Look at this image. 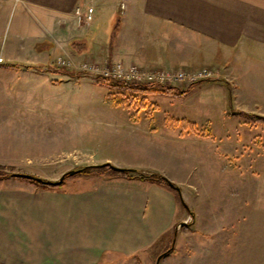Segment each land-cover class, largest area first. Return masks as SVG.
Segmentation results:
<instances>
[{
  "label": "crops",
  "instance_id": "obj_1",
  "mask_svg": "<svg viewBox=\"0 0 264 264\" xmlns=\"http://www.w3.org/2000/svg\"><path fill=\"white\" fill-rule=\"evenodd\" d=\"M89 5L94 13L87 24L75 10ZM100 18L117 20L109 44L90 36L92 22ZM74 41L81 44L75 48L79 56L109 63L220 71L219 80L201 83L191 93L224 92L227 84L238 83L237 91L254 98L258 85L264 88V0H0L2 67L32 66L41 48L65 49ZM102 44L106 52L97 56ZM127 127L147 143L148 157L172 154L175 167L105 161L165 174L182 188L191 208L195 198L184 191L179 166L191 172L192 156H178L166 147L169 142L176 147L208 144L207 137L167 127L163 132L140 124ZM213 193L215 202L196 203L191 214L170 187L121 173L83 174L61 188L0 176V264H115L122 258L147 264V252L171 232L175 240L169 241L166 258L180 264H264V184L216 192L201 188V196Z\"/></svg>",
  "mask_w": 264,
  "mask_h": 264
},
{
  "label": "rangeland",
  "instance_id": "obj_2",
  "mask_svg": "<svg viewBox=\"0 0 264 264\" xmlns=\"http://www.w3.org/2000/svg\"><path fill=\"white\" fill-rule=\"evenodd\" d=\"M116 22L113 19H94L90 26V36H101V40L109 44ZM105 48L106 45L102 44V52L97 53V56L104 55ZM41 49L39 60L32 66L2 67L3 61L0 67V159L7 161L0 163L1 175L11 173L12 176L13 172H20L58 181L72 170L111 163L105 160L112 158H120L129 165L150 163L154 166L175 167L177 162L174 155L166 156L159 152L157 157H148L147 143L144 145L130 135L129 131L135 130H128L127 125L140 124L149 131L158 128L163 132L161 129L167 127L207 137L208 144L190 145L186 142L178 144L177 147L170 142L167 147L162 141H157L156 144L159 148L166 147L167 150L176 152L178 156H192L191 165L194 167L191 172L184 171L185 167L179 164L181 180L187 183L184 185L189 186H184V191L188 190L195 198L190 201L191 208L183 198L182 188L165 174L158 172L178 186L190 210L195 209L196 203L201 201H216L214 193L201 196L202 187L214 188L216 192L217 188H258L264 184L263 177H260L264 171V124L248 117L250 114L264 116L262 85H258L259 88L253 92L254 98L237 91L238 83L227 84L228 92L215 89L191 93L201 83L220 79L218 69L207 67L214 69L218 76L196 83L186 95L131 93L109 87L102 78L97 77L101 76L99 73L92 74L81 69L82 64L89 61L97 64L99 68L113 64L105 59L79 56L72 45L65 49L59 46L54 49ZM118 62L134 64L143 70H196L187 67H145ZM60 68H67L75 73L72 76L62 74L57 72ZM188 87L189 85H183L177 88L185 90ZM229 93L232 97V108L229 106ZM121 99L125 102L123 106L116 102ZM234 110L245 113L234 114ZM193 117L200 121H193ZM170 118L193 122L197 130L187 129L181 123L174 124ZM174 145L175 149H171L170 146ZM105 170L106 168L103 169ZM106 171L109 172H105V175L113 172ZM80 172L69 174L70 177L64 185H70L78 176H82ZM119 173L123 174L117 170L116 174ZM14 179L36 185L32 180L18 177ZM191 219L188 216L186 221L190 222ZM172 238L173 232L163 244L155 245L147 252L150 255L147 264H155L159 257L163 258V264H180L177 260L166 258ZM105 260H108L107 256ZM124 260L116 259L115 264H132V260ZM206 261L207 259L204 263ZM201 263L203 262L199 260L196 264Z\"/></svg>",
  "mask_w": 264,
  "mask_h": 264
},
{
  "label": "trees",
  "instance_id": "obj_3",
  "mask_svg": "<svg viewBox=\"0 0 264 264\" xmlns=\"http://www.w3.org/2000/svg\"><path fill=\"white\" fill-rule=\"evenodd\" d=\"M117 29V28H116ZM71 45L73 47H75L77 50H80L79 47L81 46L80 42L74 41L71 43ZM57 72L62 73V74H67V75H74V71H70L67 68H60L57 70ZM100 77L104 80V82L111 88L114 89H119L121 91H128L131 93H143V94H163V95H170V96H183L186 95L192 88L193 86H195L196 83H193L191 85H189V87L187 89H180L177 87H173V86H155L153 84H149V83H126L122 80H112V79H106L103 78L102 76H97ZM198 83V82H197ZM117 105H125V102L123 99L121 100H117ZM232 97L231 94L229 93V106L232 108ZM142 106L144 107L145 105L142 103ZM233 110V109H231ZM244 114L245 112H241L238 110H234V114ZM251 119H254L256 122L264 124V116L261 115H256V114H250L248 116ZM172 120V123H177V124H182L185 128L187 129H191L196 131V125L193 122H190L188 120H174L172 118H170ZM106 170H111L113 171L112 174H116L117 170L112 168V165L109 163H105L102 165H89V166H84L82 167V170L80 173L82 174H86V175H90V174H105V172H109V171H103V169ZM111 173V172H110ZM123 174H125L128 177L131 178H139L142 180H147V181H152V182H156V183H160L162 185L168 186L171 189L175 190L178 194V197L180 198L181 203L184 205V207L191 213L193 214V212L187 207V205L185 204L181 194H180V189L178 188V186L175 183H172L171 180H169L166 176H164L163 174H160L158 172H142L139 171L138 169H134V168H125L122 171ZM0 176H11V173H7V174H0ZM70 175L67 173L65 175L64 178V182L61 185H57V186H52V185H46V184H42V183H38L35 182L37 184V186L39 187H47V188H59L62 187L65 184V181L67 178H69ZM173 184V185H172Z\"/></svg>",
  "mask_w": 264,
  "mask_h": 264
},
{
  "label": "built area",
  "instance_id": "obj_4",
  "mask_svg": "<svg viewBox=\"0 0 264 264\" xmlns=\"http://www.w3.org/2000/svg\"><path fill=\"white\" fill-rule=\"evenodd\" d=\"M94 8H83L78 6L75 15L79 21L90 23L93 19ZM0 57V67L3 63ZM82 70L89 73H99L103 78L112 80H122L126 83H149L155 86H188L193 83L206 81L216 77L217 72L207 67L196 70L191 69H153L143 70L134 64L125 65L121 62L113 63L104 68H99L97 64L85 62L81 66ZM218 76V75H217Z\"/></svg>",
  "mask_w": 264,
  "mask_h": 264
},
{
  "label": "water",
  "instance_id": "obj_5",
  "mask_svg": "<svg viewBox=\"0 0 264 264\" xmlns=\"http://www.w3.org/2000/svg\"><path fill=\"white\" fill-rule=\"evenodd\" d=\"M111 164V163H109ZM112 165V164H111ZM112 168L118 171H123L125 168H119L117 166L112 165ZM81 170H72L69 172L70 175H74L77 172H80ZM12 177H18V178H24V179H28V180H32L38 183H42V184H46V185H52V186H57V185H61L64 182V178L65 175H63L58 181H51V180H45L43 178L34 176V175H30V174H26V173H20V172H13L12 173ZM173 185V184H172ZM185 222H182L180 224V226H184ZM161 260V257L158 258L157 263H159Z\"/></svg>",
  "mask_w": 264,
  "mask_h": 264
}]
</instances>
